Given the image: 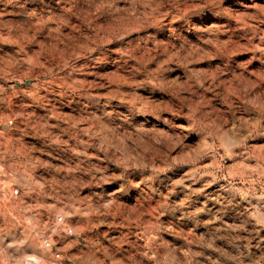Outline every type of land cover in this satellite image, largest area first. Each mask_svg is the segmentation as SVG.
<instances>
[{
  "label": "clouds",
  "instance_id": "1",
  "mask_svg": "<svg viewBox=\"0 0 264 264\" xmlns=\"http://www.w3.org/2000/svg\"><path fill=\"white\" fill-rule=\"evenodd\" d=\"M0 264H264V0H0Z\"/></svg>",
  "mask_w": 264,
  "mask_h": 264
}]
</instances>
